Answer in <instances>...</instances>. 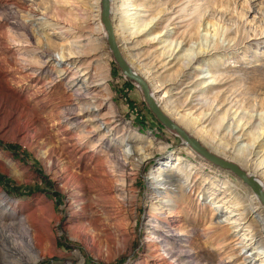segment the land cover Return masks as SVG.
<instances>
[{
  "label": "rangeland",
  "instance_id": "374dc122",
  "mask_svg": "<svg viewBox=\"0 0 264 264\" xmlns=\"http://www.w3.org/2000/svg\"><path fill=\"white\" fill-rule=\"evenodd\" d=\"M124 1L112 0L117 41L163 110L215 154L212 144L229 157L244 145L241 167L264 185V139L255 149L252 136L264 128V0H136L141 31ZM200 50L208 52L187 64ZM59 51L65 59L53 63ZM227 109L245 130L227 131ZM136 146L146 159H125ZM170 159L188 167L186 192L154 184ZM86 164L105 171L108 190L90 176L66 186ZM176 170L166 175L177 180ZM227 199L263 237L251 188L161 124L122 73L101 0H0V264H251L212 204Z\"/></svg>",
  "mask_w": 264,
  "mask_h": 264
},
{
  "label": "bare ground",
  "instance_id": "6f19581e",
  "mask_svg": "<svg viewBox=\"0 0 264 264\" xmlns=\"http://www.w3.org/2000/svg\"><path fill=\"white\" fill-rule=\"evenodd\" d=\"M136 0H125L124 1V3H123V6L125 7V12H124V15H125V19L126 20H128V22L129 23H132L133 24V26L138 30V31H141V30H144V28L142 27V25L139 23V21H138V19H137V16H135L134 14H130V11L131 10H133V9H137V6H136ZM145 26H146V24H144ZM203 25V24H202ZM205 28H206V30H208V29H210L211 28V24L208 22V23H206V25L204 24L203 25ZM147 27V26H146ZM134 28V29H135ZM228 31V29H226V31H225V33ZM228 33V32H227ZM226 36V35H225ZM237 36H239L238 37V41L240 40V35H237ZM238 41L235 43V44H237V46H238ZM240 42H241V40H240ZM177 46V45H176ZM180 46V45H179ZM178 46V47H179ZM177 47V48H178ZM216 47V46H215ZM215 49H217V48H215ZM218 49H219V47H218ZM178 51V50H177ZM179 51H180V49H179ZM175 52H176V48H173L170 52H169V55H168V57H172L173 56V58L176 56V54H175ZM206 52H208V51H205V50H200L199 52H197L196 54H188V56H187V61H186V63L188 64V63H192L195 59H197V58H199V57H201L202 56V54H205ZM195 53V52H194ZM186 57V56H185ZM63 59H65V56H64V54L62 53V51H59L58 53H57V55L56 56H51V61L53 62V63H58L60 60H63ZM204 83H207L206 81H204ZM209 84H211V83H209ZM152 94L154 95V97H155V99L157 100V98H156V93L155 92H152ZM216 104H218L219 106H222V105H224V104H222L221 102H219V101H217V103ZM215 105V104H214ZM216 105L215 106H213V109L212 110H208V109H204L203 110V117H206V118H208V117H210L211 115H213V114H215L216 113ZM220 108V107H219ZM222 109V108H221ZM201 115H202V113H201ZM200 115V116H201ZM234 116H235V114H234ZM237 116V115H236ZM236 116H235V118L230 114V111L227 109V110H225L224 111V115H223V121H225L226 123H227V131L229 130L230 132H231V134H233V132L235 131V130H237V129H244V127H246V125H248V123H247V121L245 122L244 120H246V119H244L243 118V120H239V121H236ZM240 117V116H239ZM242 117V116H241ZM244 117V116H243ZM197 118V117H196ZM195 118V119H196ZM198 119H200V117L198 118ZM213 120V119H212ZM218 120V119H217ZM237 120H238V118H237ZM181 123H185V124H187V122H191V120L190 121H187L186 120V117L185 116H181L180 117V120H179ZM201 121H202V119H201ZM206 121V120H205ZM216 121V120H215ZM214 121V122H215ZM220 121V120H219ZM218 121V122H219ZM244 122V124H241V123H243ZM195 122V121H194ZM193 122V123H194ZM230 122V123H229ZM196 123V122H195ZM221 124H219L218 125V123H216L218 126H217V128L218 127H222V125H223V123L222 122H220ZM4 124V123H3ZM192 124V123H191ZM188 125V124H187ZM186 125V126H187ZM6 126V125H5ZM25 126V125H24ZM28 127V126H27ZM248 127V126H247ZM250 127V126H249ZM205 128V127H204ZM28 129V128H27ZM226 130V129H225ZM223 131V133H225L226 131ZM241 130V131H242ZM245 130V129H244ZM202 131H204V130H202ZM214 132H215V130H214ZM236 132V131H235ZM254 132V131H253ZM213 133V132H212ZM227 133V132H226ZM252 133V132H251ZM250 133V134H251ZM230 134V135H231ZM17 135V134H16ZM229 135V136H230ZM252 135V134H251ZM252 136H254L255 137V139H254V142H255V144L257 143V145H254L253 146V148L255 147V149L256 148H258V147H260V142H258V140L260 139V138H263L264 139V128L262 127V128H257V130L254 132V135H252ZM239 137V136H238ZM213 139V138H212ZM208 140H211V139H208ZM223 143V142H222ZM207 144H209V142H207ZM244 146V145H243ZM243 146H241L239 149H238V152H237V154H235L233 157H229V156H231V155H229V156H227L226 155V150H228V148L225 150V148H223V149H220V147L219 146H213V144H212V147H213V150L216 152V154H217V152L220 154V155H222V156H224V157H227V159H229V160H233V161H235L237 164H239L240 166H242V167H244L245 168V162L248 160L247 158H246V156L243 154V151H244V149L242 148ZM244 148H245V146H244ZM212 149V148H211ZM246 150H247V147H246ZM245 150V151H246ZM124 153V158L125 159H129L130 158V155L131 154H137V155H139L140 156V160L141 161H143L144 159H146V157H147V155H144L145 154V151H144V149H143V147H138V146H136V147H130L129 149H126V151L125 152H123ZM236 153V152H235ZM256 154V153H255ZM82 155L83 156H85L84 155V153H82ZM81 155V156H82ZM256 156V155H255ZM258 156V155H257ZM252 158V157H251ZM247 159V160H246ZM256 159V158H255ZM258 159V158H257ZM248 162V161H247ZM98 163V162H97ZM97 163H95L96 165H97ZM100 163V162H99ZM98 163V164H99ZM249 163V162H248ZM252 163V162H251ZM250 163V164H251ZM255 163V162H254ZM254 163H253V165H254ZM257 163V162H256ZM100 164H102V162L100 163ZM170 164V165H169ZM247 164V163H246ZM259 164L260 165H263L264 164V158L263 159H261L260 161H259ZM95 165V167L94 168H92V169H89L88 170V168H89V165H87L86 164V169H85V171L83 172V174L81 175V174H79V173H75V174H73L74 172H76V171H74V172H72V174H71V176H69V178L67 179V182H66V186H68V184L70 183V184H77L78 186L80 185V187H81V185H82V181H83V179H85V178H87V176L89 177H91V180L93 179V180H95L96 182H99V184L101 183V184H103V185H105L106 186V189L108 190V188L110 187L109 185L111 184L110 182H109V180H107V176H106V174H105V171L104 172H102L97 166ZM180 165H181V163H179L178 161H176V162H173V161H171V159H170V161L167 163H162L158 168H157V170H156V172H154L153 173V181H154V184H156V185H160V181H161V179H162V181H165V184L164 185H166V184H173V185H176V188H178L179 189V191L181 192L182 191V193L183 192H186L187 191V187L190 185V174L189 173H186L185 171L187 170V166L186 167H180ZM249 165V164H248ZM247 165V166H248ZM258 165V164H257ZM99 166V165H98ZM246 166V167H247ZM251 166V165H250ZM255 166H256V164H255ZM71 167V166H70ZM249 167V166H248ZM251 167H253V166H251ZM177 168V170H176V172L178 173V174H180V176L181 177H178V179L177 180H174L173 178L171 179V177L170 176H167L166 175V172L167 171H171V170H173V169H176ZM66 169V168H65ZM248 169V168H247ZM251 169V168H250ZM256 169H257V167H256ZM262 169V168H261ZM67 170H68V168H67ZM254 170V169H253ZM72 170H70V172H71ZM107 171V170H106ZM64 172V171H63ZM66 172V171H65ZM67 174H69V173H67ZM264 174V173H263ZM90 177H89V179H90ZM174 177V176H173ZM109 178V177H108ZM65 180V179H64ZM87 181H88V178H87ZM94 181V182H95ZM83 183H87V182H83ZM88 183H90V180H89V182ZM73 184V185H74ZM92 184V186L93 185H95V184H93V183H91ZM186 184V185H185ZM72 185V186H73ZM102 185V186H103ZM71 186V185H70ZM75 186V185H74ZM84 186V185H83ZM82 186V187H83ZM91 186V185H90ZM101 186V187H102ZM68 189V188H67ZM190 188H188V190H189ZM80 192V191H79ZM84 193V192H83ZM211 199H213V197L211 196L210 197ZM219 201V200H218ZM228 202H231V203H229V204H231V205H228ZM216 203V204H215ZM212 204H215V209L218 211V212H220V213H222V218H224V220L226 221V222H231V224H232V227H233V229H234V232H235V235L236 236H238L237 238H238V240H239V243H241V247H242V251H244V250H246V252H248V256L246 257V260H249L250 261V263L251 264H264V239H263V237L261 236V237H259V235H258V233L256 232V229L250 224V223H248V222H246V219H247V210L246 209H240V206H239V203L236 201V200H233V201H231L230 199H227V200H225L224 202H222L221 201V203H217V202H213ZM243 208V207H242ZM51 210V209H50ZM252 210V209H251ZM237 213H239V214H237ZM253 213L255 214V213H257V210L255 211H253ZM253 214V215H254ZM256 223H258V225H259V227H261V228H263V230H261L262 232H263V234H264V218L261 216V214L259 213V214H256ZM47 233V232H46ZM38 234V233H37ZM42 235V234H41ZM41 235H38V241H40V242H44V240L45 239H43L42 238V236ZM37 236V235H36ZM35 236V237H36ZM49 236V235H48ZM47 236V237H48ZM46 237V238H47ZM43 240V241H42ZM41 244V243H40ZM43 244V243H42ZM39 246V245H38ZM250 252V253H249ZM20 258H22V257H20ZM22 260H24V259H22ZM24 261H26V260H24ZM28 263V262H27Z\"/></svg>",
  "mask_w": 264,
  "mask_h": 264
},
{
  "label": "water",
  "instance_id": "95a60500",
  "mask_svg": "<svg viewBox=\"0 0 264 264\" xmlns=\"http://www.w3.org/2000/svg\"><path fill=\"white\" fill-rule=\"evenodd\" d=\"M101 22L107 36L109 49L121 69L122 73L132 82L136 83L144 96V99L155 115L158 121L167 129L176 133L185 144H188L196 153L200 154L213 164L230 170L239 177L247 186L251 188L256 195L261 206L264 208V185L255 175L243 169L237 163L225 159L205 147L197 138L190 135L183 127H181L173 118H171L161 107V104L155 99L152 94L151 87L146 78L135 70L127 61L121 47L117 41L115 26L112 20V0H101Z\"/></svg>",
  "mask_w": 264,
  "mask_h": 264
}]
</instances>
